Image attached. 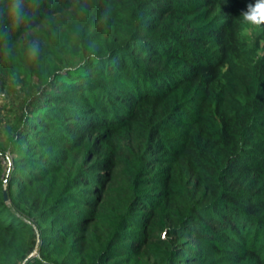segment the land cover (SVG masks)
I'll return each mask as SVG.
<instances>
[{
  "label": "trees",
  "instance_id": "16d2710c",
  "mask_svg": "<svg viewBox=\"0 0 264 264\" xmlns=\"http://www.w3.org/2000/svg\"><path fill=\"white\" fill-rule=\"evenodd\" d=\"M223 1L24 0L17 27L0 0V73L40 89L0 141V264H264V53L232 7L201 21Z\"/></svg>",
  "mask_w": 264,
  "mask_h": 264
},
{
  "label": "rangeland",
  "instance_id": "374dc122",
  "mask_svg": "<svg viewBox=\"0 0 264 264\" xmlns=\"http://www.w3.org/2000/svg\"><path fill=\"white\" fill-rule=\"evenodd\" d=\"M248 3H254V0H225L223 2H216L210 16L206 18L201 14V21L203 23H212L215 18L225 21L229 18L227 13L229 7H232L233 13L236 16V24L239 26L241 32L247 38L260 37V51L264 53V33L262 27L254 28L241 23L240 15L242 11L246 10ZM40 91L37 89L34 81L26 84H16L7 75L0 73V141L5 139L6 126L14 125L19 122L20 116L24 111L30 109V102L35 99V94Z\"/></svg>",
  "mask_w": 264,
  "mask_h": 264
},
{
  "label": "clouds",
  "instance_id": "9594fccd",
  "mask_svg": "<svg viewBox=\"0 0 264 264\" xmlns=\"http://www.w3.org/2000/svg\"><path fill=\"white\" fill-rule=\"evenodd\" d=\"M7 14L11 22L19 27L24 22L25 4L24 0H10ZM241 23L246 26L260 28L264 26V0H254V3H248L246 10L240 15ZM38 45L33 44L29 51L35 56L38 52Z\"/></svg>",
  "mask_w": 264,
  "mask_h": 264
}]
</instances>
